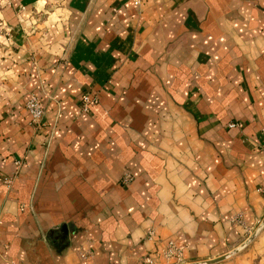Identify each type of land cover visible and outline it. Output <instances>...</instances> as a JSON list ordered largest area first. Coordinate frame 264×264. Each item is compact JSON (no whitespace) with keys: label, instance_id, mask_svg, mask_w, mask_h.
Here are the masks:
<instances>
[{"label":"crops","instance_id":"crops-1","mask_svg":"<svg viewBox=\"0 0 264 264\" xmlns=\"http://www.w3.org/2000/svg\"><path fill=\"white\" fill-rule=\"evenodd\" d=\"M0 21V264L205 261L258 225L210 264H264V0H0Z\"/></svg>","mask_w":264,"mask_h":264},{"label":"built area","instance_id":"built-area-1","mask_svg":"<svg viewBox=\"0 0 264 264\" xmlns=\"http://www.w3.org/2000/svg\"><path fill=\"white\" fill-rule=\"evenodd\" d=\"M134 2L137 3L138 0H134ZM95 102H96L95 97H90L87 94L81 95L78 112L88 111L89 105ZM24 107L29 115L30 121L33 124L37 125L43 114V107L41 102L33 94H28L27 98L24 101ZM229 125H235V124L229 123ZM151 235L152 232H149L148 236L150 237ZM180 254H181L180 247H176L173 245L172 242H168L167 245H165L164 247L155 249L151 253L144 254L141 257L140 261L142 264H156L159 258H163L167 260L171 257H174L176 258L174 264H178Z\"/></svg>","mask_w":264,"mask_h":264},{"label":"water","instance_id":"water-1","mask_svg":"<svg viewBox=\"0 0 264 264\" xmlns=\"http://www.w3.org/2000/svg\"><path fill=\"white\" fill-rule=\"evenodd\" d=\"M264 221V218L262 219V222ZM260 228V225H258V227L253 231V233L242 243L240 244L238 247H236L235 249L231 250L228 253H225L219 257L210 259V260H205V261H197V262H191V263H185V264H210L216 261H219L221 259H224L226 257H228L230 254H233L235 251H237L238 249H240L241 247H243L249 240L252 239V237L256 234L257 230Z\"/></svg>","mask_w":264,"mask_h":264}]
</instances>
